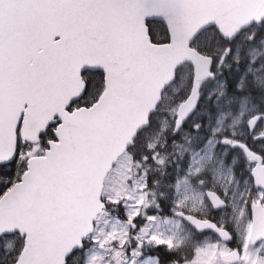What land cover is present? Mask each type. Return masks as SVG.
I'll list each match as a JSON object with an SVG mask.
<instances>
[{
  "label": "snow or ice",
  "instance_id": "6c2138e0",
  "mask_svg": "<svg viewBox=\"0 0 264 264\" xmlns=\"http://www.w3.org/2000/svg\"><path fill=\"white\" fill-rule=\"evenodd\" d=\"M0 264H264V0H0Z\"/></svg>",
  "mask_w": 264,
  "mask_h": 264
},
{
  "label": "rangeland",
  "instance_id": "374dc122",
  "mask_svg": "<svg viewBox=\"0 0 264 264\" xmlns=\"http://www.w3.org/2000/svg\"><path fill=\"white\" fill-rule=\"evenodd\" d=\"M177 87H179V85Z\"/></svg>",
  "mask_w": 264,
  "mask_h": 264
}]
</instances>
